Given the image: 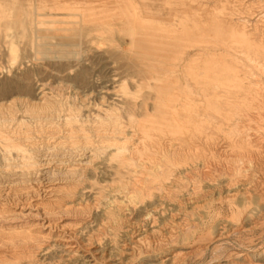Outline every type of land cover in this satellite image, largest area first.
<instances>
[{
    "label": "bare ground",
    "instance_id": "bare-ground-1",
    "mask_svg": "<svg viewBox=\"0 0 264 264\" xmlns=\"http://www.w3.org/2000/svg\"><path fill=\"white\" fill-rule=\"evenodd\" d=\"M37 1L38 4L35 5V7L30 11L27 9L28 16L19 22V32L17 31V34L22 38L27 36L25 41H21V62L31 61L33 59L36 60L39 48L51 49L50 46L52 43H50L49 39H54L56 41L54 45L59 47L71 49L82 46L91 47L95 41L94 32L96 33L102 30V27L93 23L95 21L92 18L94 10L97 12L100 7L105 13L108 9L106 7V0L101 1L100 4L87 2L86 0H51L49 9L45 8L40 0ZM224 2L221 3L222 5L224 4L223 6L225 8L228 2ZM114 4L117 6L116 11L118 14L129 15L133 22L140 21L136 5L129 0H115ZM23 6L24 5L20 4L18 9L23 10ZM64 10H68V13H63L62 11ZM173 12H175V10ZM99 13L101 15L102 12L100 11ZM47 16L58 18V22L60 23L58 27L54 25L56 28L53 26L54 30L52 33H46L39 28L43 21L41 18H47ZM99 16H94V18L96 17L99 20V18H101ZM66 17H68V20H64ZM263 18H261L262 21H256L253 24H248V19L241 20L239 23L235 22L234 24L228 23L225 20L224 24L220 22L221 24H208L209 26L202 25L199 27L190 23L191 20L188 10L184 8L180 10V15H178V23L174 25L167 24L165 21L157 23L141 22L139 27H144L147 32L134 33L128 41H124V39L121 38L119 44L122 46L119 48V52L116 53L117 57L124 56L128 53L136 55L137 59L145 66V69H137L136 73H127L125 77L134 79L136 89L131 90L125 87L123 83L118 84L120 89H123L122 92L126 94V98L123 99V102L120 101L123 104L127 120L125 123L123 122V124H121L122 120L120 121L118 118V112H111L113 107L111 108L108 103L106 108H102V102L105 104L102 95L100 96L99 94L97 96H99V98L101 97L103 100L97 98L100 102L91 104L98 108L92 111L93 109L89 104L86 105L82 103L85 101V96H90V93L88 94V92L81 90L79 92H82V94L79 95L81 97L78 100L79 104L74 103L75 97H79L77 96L79 93L76 96L73 94V99L68 97L72 99L70 103L67 98H65L67 96H62V94H60V96H62L60 97L58 94L49 95L44 92L46 82L40 84L39 91L30 99L10 94V97L7 99V104L1 105L0 102V132H4V135H2L1 148L4 156L10 152H14L16 156H19V159L13 160L14 167L8 166L9 171H11V173H6L8 177H6L5 180L0 178V264H15L24 254L29 258L34 257L35 253H39L37 249L40 248L42 244L41 241L51 236L50 233L53 228H58V230H56L54 235L55 240L52 244H55L60 252L65 253L66 256L78 254V256L84 259L82 264H104L102 261L105 259L106 254H100L93 247H86V244L83 243L78 236L79 230L76 232V229L65 227V224H62V219L65 217V214L67 215L68 212L75 211L71 207H66L67 205L65 206V203L68 201L69 195L79 190L77 187L79 184L77 180L79 179L77 178L81 176L79 172L82 171V166L90 165L100 154L104 156L102 160L108 162L114 160L116 162L115 173H117L119 178L129 179L131 182L130 186L132 187L130 188L132 190L131 193L129 192L127 194L130 197L133 195H143V193L148 194V190L151 188L159 189L160 186L156 184L157 182H153L154 179L157 178V175L165 179L175 178L177 174H187V172H190L189 170L191 169L187 168V165L189 162L188 159L193 156L192 154L196 155L198 158V155L202 157L204 164L203 169L205 166L208 172L209 169L216 168V164L219 163L217 160L220 158H224L226 163L229 157H234V164L232 163L234 166L232 164V167L229 165L234 173L231 169L230 172L235 176H240L244 175L245 170H249L248 168L250 167L253 172L252 177L255 178L256 187L263 190L264 81H260V79L256 78L258 74L246 69L247 66L236 59L231 62L234 64H231V67L224 66L225 68L228 67L232 72L230 74L225 73V76L222 77L224 79L222 82L216 81V79L214 82H210L209 79L208 82L204 80L200 82L204 78L203 76L200 81H196L194 78L195 74L193 73V69L197 67L196 64V67L194 66V60H198V57L202 54L201 50H203L197 49V47L207 43H215L228 46L230 49L237 51L240 55L245 56L246 59L248 58L259 70L260 75L264 77ZM105 19L106 18H104V20ZM107 19L106 21H108ZM100 21L101 20H99L98 23ZM250 31H252V33ZM250 35H252L251 38L254 37L253 40L250 38ZM6 37H10V35L8 34ZM4 43L6 45L8 57L11 60H15L18 50L17 45L10 39H5ZM204 50L207 51V49ZM108 51H106V53H109ZM83 53H85V51ZM214 56L216 59L218 58V56ZM206 57L208 58L209 55H206ZM212 58H210V60ZM203 67L204 66H202V68ZM207 67L206 70L203 68L202 73H205L204 70L207 71L210 69V66L208 69ZM139 71H145L148 75L144 78L138 77L137 74ZM196 71L198 72L197 69ZM178 72L181 73V77L178 75ZM211 76L216 77V75L212 74ZM248 76L253 78L252 86H248L244 81L247 80L246 78ZM197 77L196 79L199 80L200 77ZM229 77L235 82L232 83L227 80ZM139 79H141V81H139ZM149 79H151L152 82H150ZM249 82L251 81H248V83ZM6 84L7 83L2 85V91L5 90ZM142 84L150 88L153 93L143 95V93L140 92L143 86ZM58 86L60 87L61 85ZM61 87L64 88L65 85ZM61 87L58 89H61ZM249 87L251 88L249 89ZM48 89L50 91V87H48ZM247 89L254 93V97L246 96V92H248ZM106 90L105 92L108 91ZM237 90L244 91L239 99L236 97L244 108H236L237 110L234 109L235 111L233 110L232 113H229L228 105L225 103V100L227 101L228 99V101H231L229 100L231 98V93ZM73 91H75V89ZM192 92H195L193 94L196 95L198 93L200 96L194 99L191 96ZM212 95L218 96L216 100L218 103L221 99V107L222 109L224 107L226 110V112H222L221 114L224 119L222 124L228 128L223 131V136L220 139L223 142V144L221 142L222 147L219 146L221 149L214 147L215 136H213L212 132L208 131L207 133L203 129L192 128L191 126V117H194L193 115L204 118V121L211 126L212 124L217 125L219 121H217V118L215 119V116L218 115L219 111L213 102L214 99ZM149 99L151 100L150 102H148ZM247 108L248 111L249 109H251V111H246ZM136 111L138 112L135 113ZM60 113H64L61 116L60 122L54 124V119L59 117ZM64 116H67V118ZM137 117L140 118L137 119ZM212 117L214 119H212ZM142 118L145 119L143 123ZM232 118L235 119L232 120ZM22 122H34L39 125L43 124V122L49 125L51 124V127H49L51 131L47 135L45 134L46 130L40 131L39 127L38 130L31 131L29 126H27L25 132L21 130L17 131V126L22 124ZM75 123H80L81 125L75 128L73 127ZM127 127L129 130L126 129ZM143 127H151L156 132H147L145 129L142 130ZM36 128L38 127H35V129ZM201 145L205 146L203 149L207 148V154L201 151ZM243 147L244 150L242 151L241 148ZM245 147L251 150V154L246 153ZM234 148H237V152ZM45 152L48 153V156L50 154L56 157V161L51 162V159L42 157L47 154H44ZM240 154L241 156H239ZM171 162L178 165V167L175 169L169 168ZM59 165H62V167H59ZM226 167L227 169L229 168L228 166ZM31 170L33 172H31ZM38 175L39 177H37ZM67 178L71 179L66 181ZM232 178L228 179L226 182V185L228 184L227 186H229L231 181L236 180ZM223 186L225 187V185ZM82 187L81 185V188ZM64 189L66 190V196H68H64L65 199H63V194L62 196H58L59 194L57 195V192ZM257 190L255 191L258 192ZM260 193L256 194L259 199L262 198L263 194ZM230 196L231 195H229V197ZM244 196L246 197V195ZM193 198L197 199V197L194 196ZM72 199L74 200V198ZM68 202L71 203L72 200ZM177 202L175 201L176 204ZM9 203H12V205L10 206ZM189 211L190 209L188 212ZM188 212L185 211L183 215L186 217ZM174 215L175 213L169 214L171 221H174ZM237 218L238 217H236V219ZM257 218H253L254 221ZM2 221H7L6 223L8 224H1ZM67 223L70 222L67 220ZM204 224L205 223H202L201 225ZM72 225H79V220L72 223ZM254 225L251 226L253 227ZM259 225L255 226L258 227ZM240 227L231 221L228 229H226V231L224 229V232H228V230L238 231ZM168 228V233L165 236V240H163L168 242V245H170V243L174 244L179 239H183L184 241H188L189 239L192 240L196 235L195 237H197V240L193 239L191 246H187L188 248L186 247V250L180 251L182 252L181 254L185 256L193 254L201 255L207 248L209 242L218 241L226 237V235L223 236V226L219 228L220 230L218 232L216 231V233H214L209 231L210 235L207 233L203 237L198 236L203 232V227L200 228L195 224L174 223V226ZM245 230H247V228ZM131 232L136 233L137 231L135 228H132ZM159 232H161V230ZM141 243L150 249H156L162 245L159 243L154 246L149 241L145 242V237L141 233V237L132 241V245L129 248H127V244H121L119 257L122 256L121 254L132 256L134 253H139L141 250ZM52 244L50 246H52ZM177 255L178 252H173L172 256L170 255L172 261L176 263L179 257H177ZM181 258L182 257H180V259ZM125 263L128 264L127 262H123L122 264ZM214 264H264V250L260 253L244 254L237 259H231L227 256L224 262H215Z\"/></svg>",
    "mask_w": 264,
    "mask_h": 264
},
{
    "label": "rangeland",
    "instance_id": "rangeland-1",
    "mask_svg": "<svg viewBox=\"0 0 264 264\" xmlns=\"http://www.w3.org/2000/svg\"><path fill=\"white\" fill-rule=\"evenodd\" d=\"M40 1L41 4L43 3L45 8L49 9V3L51 0H40ZM86 1L100 4L101 1L103 0H86ZM106 1H107L106 7L108 8L106 12L104 13V11L99 7V10L97 11L98 13L94 10V13L92 15L93 20H95L93 23H96L97 25L102 27V30L97 31L96 33L94 32L95 41L91 47L82 46V47H77L75 49H71L67 47H59L54 45L56 43L54 39H49L50 43H52V45L50 46L51 49L39 48L37 54V58L39 59L36 58V60L33 59L31 61L28 60L26 62L25 61L21 62L20 59L21 47H22L21 41H25L27 39V36H24L22 38L19 37V35L17 34V31L19 32V22H21L22 19H25L28 16L27 9H29L30 11L33 7H35V5L38 4V1L37 0H0V46H1L0 47L1 50L0 102L1 105L7 104V99L10 97V94H12L13 96L16 95L20 97L22 96L27 99L34 97V95L39 91L40 84H42V82L43 83L46 82L44 92H46L49 95L58 94L60 96V94H62V96H67L65 98H67V100L70 103L72 102L73 94L74 96H76L81 90L88 92V94L90 93V96L86 95L88 98L85 96L84 98L85 101H83L82 103L86 105L89 104L93 109L92 111H95L98 108L92 106L91 104H93L94 102L95 103L100 102L99 100H101L102 98L101 97L99 98V96L97 95L99 94L100 96L102 95L104 99L102 100L105 103L103 104L102 102L103 105L102 108H106L108 103V105L111 108L112 107L114 108V110L112 108L111 112H115V111L118 112L117 114L118 118L120 121L122 120L121 124H123V122L125 123V121H127L122 104L123 99L126 98V94L122 92L123 89H120V86L118 84L123 83L125 87L131 90L136 89L135 88L136 83L134 82V79H129L125 77L127 73L132 74V73H136L137 69L138 70L145 69V66L142 64V62L139 61V59H137L136 55L128 53L124 56L117 57L116 53L119 52L120 50L119 48L122 46L119 44V40H121V38H123L124 41H128L131 38V35L134 33L147 32V30H145L144 27H139L141 22L157 23V22L165 21L167 24L174 25L178 23V15H180V10L184 8L188 10L189 17L191 20L190 23H193L199 27L208 24L216 25L217 23L220 22L224 24L225 20L228 23L234 24L235 22L239 23L241 20L248 19V24H253L254 22L257 21L258 17L260 18V20L258 18L257 22L262 21L261 18L264 17V0H129L130 2L136 5L138 9L137 13L140 18V21L133 22L131 21V17L129 15L117 13L116 11L117 6L114 4L115 0H106ZM226 1L228 2V5H226L227 8L226 7L224 8L223 6L224 4L222 5L221 2L227 3ZM20 4L24 5L23 10L18 9ZM174 10L175 12H173ZM100 11L102 12L101 15L99 13ZM62 12L68 13V10H64ZM94 16L101 17L99 18V20L101 21L98 23L99 20L96 17L94 18ZM48 17L49 16H47V18ZM47 18L46 17L41 18V20L43 21L40 24L39 28L40 30L46 33H52L54 27L55 26L58 27L60 23L58 22V18L54 16H51L48 19ZM104 18L106 19L108 18L107 19L108 21H106V19L104 20ZM64 20H68V17L64 18ZM263 22H264V18H263ZM252 31L250 32L252 33ZM8 34L10 35V37H6V35ZM252 35H250V38L252 37ZM5 39H10L17 45L18 50H17V57L15 60H11L7 55L6 45L4 43ZM251 39L253 40L254 37ZM197 49H203V50H201L202 54L198 57V60L197 59L194 60L195 61L194 66L196 64V66L201 69L200 70L195 66L196 68L194 67L195 69H193L195 72L192 70L193 73L195 74L194 78L196 81H200L201 78L203 77L204 78L200 82H203V80L205 82L206 81L208 82V79L210 82L211 81L214 82L215 79L216 81H221V82L224 81V79L222 78L223 76H225L224 74L225 73L230 74L232 72V70L228 69V67L225 68L224 66L231 67L232 64L231 62L235 61L234 59L243 62L247 66L246 69L255 72L256 74H258V77L256 78L260 79V81H264L263 75H260L259 70L256 68V66L253 65V63L248 58L246 59L245 56L240 55L237 51H235L234 49H230L228 46H222L220 44H215V43H207L205 45L198 46ZM204 49H207V51ZM84 51L85 53H83ZM106 51H108L109 53H106ZM204 53L207 56L209 55L208 57L209 59L206 57ZM213 54L216 55V57L218 56V58L216 59ZM211 56L214 57L212 58ZM210 58L212 59L210 60ZM202 66H204L203 68L205 70L207 66L208 67L210 66L209 67L210 69H208L207 67L209 72L208 70L207 71L204 70V72L207 75L205 73H202L203 72ZM196 69L198 70V72L196 71ZM211 74L216 75V77L211 76ZM147 75L148 73H146L145 71H141V72L139 71V73L137 74V76L141 78H144ZM178 75L181 77L180 72H178ZM196 77L197 78L200 77L199 80L196 79ZM246 79L247 80L244 81L247 83V85L252 86L253 78L248 76ZM149 80L150 82H152L151 79ZM227 80L231 81L232 83L235 82L231 77L227 78ZM139 81H141V79H139ZM248 81L251 82L248 83ZM5 83H7L6 84L7 86L5 90L2 91V85H5ZM58 85H61L63 87L65 85V87L62 88L60 86L61 89H58L60 88ZM48 87H50V91ZM250 88L251 87H249V89ZM72 89L73 90L75 89V91L76 90L77 91L75 92ZM106 89L110 91L108 92ZM105 90L107 92H105ZM247 91L248 92L245 91L246 96L254 97V93L252 91H249L248 89ZM140 92L143 93V95H148L150 93H153L152 90H150V88L146 87L145 85L142 86ZM243 92L244 91L242 90H237L236 92L231 93V98H233L234 100L231 98L229 99L231 101H228V99L227 101L225 100V103L228 105L229 113H232L233 110L236 108L237 109L244 108L242 103L238 101L239 97L243 94ZM193 93L195 92H192L191 96L194 99L200 96L198 95V93L197 95ZM80 94H82V92L79 93L77 96H79ZM68 97L69 98L71 97L72 99H69ZM212 97L214 99L213 102L219 111L218 115L215 116V119L217 118V121H219L217 125L212 124L211 126L210 124L204 121L205 120L204 118L193 115L195 118L191 117V123H192L191 126L192 128L203 129L207 133L208 131L212 132L213 136H215L214 147L221 149L219 148V146L222 147L223 142L220 139L223 136V131L225 129H228L227 126L222 124L224 119L222 118L221 114L222 112H226V110L224 109V107L223 109L221 107L222 101L220 97H219L220 99L219 103L218 101H216L218 97L217 95L216 96L212 95ZM80 98H81L80 96L75 97L74 103L79 104L78 100ZM87 100L90 102H88ZM150 101L151 100L149 99L148 102ZM235 104L237 107L235 106ZM246 111H248V108L246 109ZM249 111H251V109H249ZM137 112L138 111H136L135 113ZM64 113H60V115L58 114L59 117L54 119L55 120L54 124L60 122L62 118L61 116ZM64 117L67 118V116ZM138 118L140 117H137V119ZM212 119L214 118L212 117ZM234 119L235 118H232V120ZM142 120L143 123L145 119L142 118ZM33 123L34 122L32 123L22 122V124L17 126V131L21 130L25 132L27 126H29L31 131L38 130L40 127L39 130L40 131L46 130L45 134L47 135L51 131V129L49 128L51 127V124L49 125L43 122V124L39 125L38 123L37 124L35 123L33 124ZM79 125L81 124L75 123L73 124V127L76 128ZM35 127L38 128L35 129ZM126 129L129 130L128 127ZM144 129L147 132H152V133L156 132L151 127L148 128L143 127L142 130ZM2 135H4L3 131L0 132V166H1L0 169H2L0 170V178L2 180H5V178L8 177L6 173L7 172L11 173V171H9L8 166H13L14 163L13 160L19 159V156H16L14 152H10L9 154H5L4 156L3 150L1 148L2 138H3ZM201 147H202L201 151L207 154L208 152L207 148L203 149L205 148V146L203 145H201ZM234 149L237 152V148ZM241 150L243 151L244 147L241 148ZM245 151L247 154H251V150L247 149V147H245ZM46 153L47 152H45L44 154ZM192 155L193 156H191V158L188 159L190 163L188 162L187 165V168L191 169L192 171L189 170L190 172H187V174L186 173L177 174V177L175 178L162 179V177H159L157 175L156 176L157 178H155L153 182H157L156 184L160 186L159 189L151 188L148 190L149 191L148 194L143 193L144 196L140 194L139 196L133 195L134 197L133 196L130 197L127 194L129 192L131 193L132 190L131 189L132 187L130 186L131 182L129 181V179L119 178L117 173H115L116 162L114 160L113 161L110 160L109 162L102 160L104 156L103 154H100L99 157L94 159L90 165L82 166L81 168L82 171L80 172L78 171L81 176H78L77 178L79 179L77 180V182L79 181L78 182L79 184L77 186L79 190H77V192H73V193L70 192L72 193L71 195H69L70 197L66 196L65 189L57 192V195L59 194L58 196H62L63 194V199H65V197H68L67 199L68 201L72 200L71 203L66 201L65 206L67 205L66 207H71L75 210L74 212H68L67 215L65 214V217L62 219L63 220L62 224H65L64 225L65 227H70L73 228L74 230L76 229V232L79 230L78 236L80 237V240H82L83 243L86 244V247L89 248L93 247L100 254L102 253L104 255L106 254L105 259L102 261L104 264L105 263L107 264L108 262H110L108 264H122L123 262H127L128 264H160V263L173 264L175 262L172 261L171 259L173 252H178L177 257L179 256L177 258L178 259L177 263L175 262L174 264H178V263L214 264L215 262L216 263L224 262L227 256L228 258L231 259L233 258L237 259L242 257V255L244 254L260 253L261 251H263L264 250V226H263L264 225L263 222L264 221V208H263L264 189L261 190L256 187L255 178L252 177L253 172L251 171L250 167L248 168L249 170H245L244 175L235 176L231 168L232 165L234 164L233 161L235 160V158L229 157L226 163L224 161V158H220L221 160L215 159L217 160V162L219 161V163H217L215 166L216 168L209 169L208 172L205 166L203 169L204 164L202 157L198 155L199 156L198 158L196 155L194 154ZM239 156H241V154ZM42 157L46 159H51V162L56 161V157H53L50 154L48 156V153ZM226 166H228L229 168L227 169ZM59 167H62V165H59ZM177 167L178 165H175L173 162L170 163L169 168L175 169ZM193 167L194 168L196 167L197 170L196 168L194 169ZM230 169L233 173L230 172ZM31 172L33 171L31 170ZM231 174L233 175V178ZM37 177H39V175ZM230 178L236 180L230 182L231 186L230 184L229 186H227L228 184L226 185V182ZM70 179L71 178H67L66 181ZM251 180L253 183L251 182ZM81 185L83 186L82 188ZM223 185H225V187ZM255 190H257L258 192H256ZM260 192H262L263 194ZM259 193L262 194V198L260 199L256 195ZM227 195L228 197L229 195H231L232 197L230 196L228 198ZM244 195H246V197ZM193 196L197 197L198 200L196 198H193ZM189 197L190 198L192 197L191 198L192 200ZM72 198H74V200ZM175 201L176 202L178 201L177 204L175 203ZM9 204L10 206L12 205V203ZM188 208L190 209L189 212H188L189 210ZM185 211L188 212L186 216L188 218H186L183 215ZM170 213H175L174 215L175 218H173L174 221H171V219L169 218ZM236 217L238 218L236 219ZM210 218L213 220H211ZM253 218L254 219L257 218V219L254 221ZM67 220L70 223H67ZM78 220H79V225H72V223H75ZM231 221L236 223L237 226L239 227L241 226L240 227L241 230L240 229L238 231L234 230L235 232L233 230L232 231L228 230V232H224V229L225 231L226 229H228V226ZM251 221H253L254 223ZM6 222L7 221H2L1 224L3 223L8 224ZM174 223H181V224L189 223V224H195L200 228L203 227L202 228L203 232H201L200 235H198L199 237H203L207 233H209L210 235V232L216 233V231L218 232L220 230L219 228L223 226V232H224L223 236L226 235V237L218 241L209 242L207 248L205 249V251H203L201 255L193 254V255L185 256L182 255L181 254L182 252L180 251H184L186 250L187 246L188 247L191 246L193 243V239L197 240V237H195L196 236L195 235L192 238V240L189 239L188 241L179 239L174 244L170 243V245H168L169 243L163 240H165V236L168 233L169 230L168 227L174 226ZM202 223L205 224L201 225ZM254 224L256 226L257 225L259 226L256 227ZM251 225H254L255 228L254 226L252 227ZM80 226L82 227V229ZM132 228L136 229L137 232L136 233L134 232L135 234L131 232ZM246 228L247 230H245ZM56 230H58V228L57 229L53 228L50 233L51 236L49 238L46 237L45 238L46 240L44 239L41 241L42 244L40 245V248L37 249L39 253L37 254L35 253L34 257L32 258H29L27 255L24 254L22 258H20L18 261L15 262V264H71V263L82 264L84 259L81 256H78V254L66 256L65 253L60 252L59 248L56 247L55 244L54 245L52 244L55 240L54 235L56 233ZM160 230L161 232H159ZM141 233L145 237V242L149 241L154 246L161 243L162 244L161 247L156 249H150L145 247V245L141 243L140 244L141 250L139 253H134L132 256L121 254L122 256L119 257V254L121 252V244L122 243L127 244V248H129L132 245V241L141 237ZM51 244L52 246H50ZM180 257L182 258L180 259Z\"/></svg>",
    "mask_w": 264,
    "mask_h": 264
}]
</instances>
